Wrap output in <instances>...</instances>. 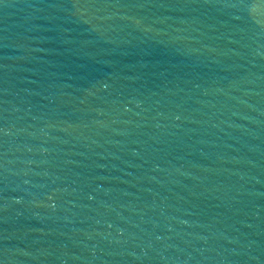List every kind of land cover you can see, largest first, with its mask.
I'll use <instances>...</instances> for the list:
<instances>
[{
	"label": "water",
	"instance_id": "water-1",
	"mask_svg": "<svg viewBox=\"0 0 264 264\" xmlns=\"http://www.w3.org/2000/svg\"><path fill=\"white\" fill-rule=\"evenodd\" d=\"M0 264H264V0H0Z\"/></svg>",
	"mask_w": 264,
	"mask_h": 264
}]
</instances>
